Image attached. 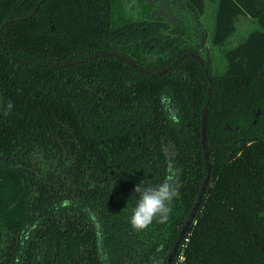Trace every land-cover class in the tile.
I'll list each match as a JSON object with an SVG mask.
<instances>
[{"label":"trees","instance_id":"16d2710c","mask_svg":"<svg viewBox=\"0 0 264 264\" xmlns=\"http://www.w3.org/2000/svg\"><path fill=\"white\" fill-rule=\"evenodd\" d=\"M205 1L0 0V264H166L177 240L171 264H264V0H216L213 46L256 25L220 72ZM169 175V221L136 232L134 187Z\"/></svg>","mask_w":264,"mask_h":264},{"label":"rangeland","instance_id":"374dc122","mask_svg":"<svg viewBox=\"0 0 264 264\" xmlns=\"http://www.w3.org/2000/svg\"><path fill=\"white\" fill-rule=\"evenodd\" d=\"M117 1L125 15V18L136 20L141 19L139 16V12L142 9V2L139 0H115ZM215 3L216 0L205 1L204 2V11L202 16L198 19V23L203 31V38L201 41V46L199 54L202 58H208L210 60L211 69L220 72L223 70L224 61L222 59V54L225 50L237 45L242 39L252 30L256 29V25L253 20L247 17H238L235 20L234 34L227 40V42L222 46H213L210 41L211 31L213 27V16L215 11ZM145 4V2H144ZM157 11L159 9L160 3L156 5ZM154 6V8H155ZM146 8V4L144 6ZM166 10V9H165ZM164 10V11H165ZM171 15V14H170Z\"/></svg>","mask_w":264,"mask_h":264},{"label":"clouds","instance_id":"9594fccd","mask_svg":"<svg viewBox=\"0 0 264 264\" xmlns=\"http://www.w3.org/2000/svg\"><path fill=\"white\" fill-rule=\"evenodd\" d=\"M13 107L9 101L4 114L11 113ZM147 185L148 182H141L134 187L138 199L135 198V207L131 206L129 222L136 232L149 228L154 221L158 224L167 223L172 211V201L178 195L171 175L155 187Z\"/></svg>","mask_w":264,"mask_h":264},{"label":"water","instance_id":"95a60500","mask_svg":"<svg viewBox=\"0 0 264 264\" xmlns=\"http://www.w3.org/2000/svg\"><path fill=\"white\" fill-rule=\"evenodd\" d=\"M121 60H124V59H121ZM130 66L134 67L132 64ZM204 125H205V112H203V114L201 116L200 135H201V148H202V152H203V158L206 160V153H205V147H204V131H205ZM204 163H205V168H206V175H205L204 181L202 183L203 187L206 186V184H207L208 168H209V166L207 165L206 161ZM203 187L201 188V191H203ZM199 198H200V196L198 195L197 196V200H196L195 204L193 205L191 212L189 213V218H188V220L185 221L184 228L180 232L181 235L187 229L188 224L193 219V216H194V214H195V212L197 210L198 204H199ZM178 241L179 240L176 241V243L174 244V247L172 248L171 253L168 255L167 260H166V264H171V258L173 257V255L175 253V249H176Z\"/></svg>","mask_w":264,"mask_h":264}]
</instances>
